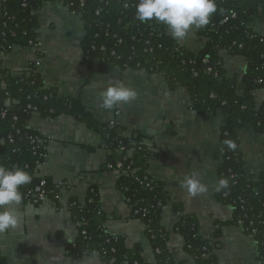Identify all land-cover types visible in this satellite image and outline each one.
Instances as JSON below:
<instances>
[{
    "label": "crops",
    "instance_id": "0c3cea01",
    "mask_svg": "<svg viewBox=\"0 0 264 264\" xmlns=\"http://www.w3.org/2000/svg\"><path fill=\"white\" fill-rule=\"evenodd\" d=\"M37 18L44 44L41 58L38 60L37 53L27 47L18 46L3 56V67L12 74H20L28 72L36 60L40 61L37 71L46 89H55L59 98L79 100L92 121L114 122L124 139L132 135L139 138L138 144L154 155L148 172L163 185L167 196L160 226L167 238L170 264H197L185 250L184 236L175 230L182 215L196 220L198 235L214 247L212 254L218 264H264L258 259L256 242L241 227L230 224L233 210L219 201V192L215 191L219 157L225 146L221 137L224 113L193 109L189 92L185 88L173 89L161 73L123 70L114 65L101 68L98 61L89 68L83 50L84 23L65 7L46 4L38 11ZM209 24L193 28L179 42L169 33L181 48L197 54L208 41L204 32ZM221 57L227 77L239 84L246 73V60L231 57L227 52H222ZM117 81L134 89L137 98L128 105L105 110L100 107V93ZM253 95L257 104L264 103V90ZM28 128L43 140L49 139L47 158L36 177L47 178L53 185L67 182L70 189L56 201L39 206L22 201L19 206H13L19 224L0 233L1 261L4 264H105L98 255L76 258L67 253L68 247L79 240L72 204L83 205L89 191L96 189L107 233L123 238L127 248L139 253L145 264H158L144 222L133 217L126 195L118 188L119 174L110 168V153L103 148L102 136L85 121L68 115H33ZM239 139L246 176L261 181L264 134L246 128L240 131ZM193 173L207 185L205 194L191 197L182 189L185 176ZM175 207L182 212H177Z\"/></svg>",
    "mask_w": 264,
    "mask_h": 264
},
{
    "label": "trees",
    "instance_id": "16d2710c",
    "mask_svg": "<svg viewBox=\"0 0 264 264\" xmlns=\"http://www.w3.org/2000/svg\"><path fill=\"white\" fill-rule=\"evenodd\" d=\"M52 1L0 0V52L8 53L18 46L28 47L29 42L36 39L33 33L38 28L36 13L46 2ZM74 1L79 2L65 0L66 3ZM24 2L27 7H23ZM215 2L217 12L204 32L208 41L197 54L176 44L167 26L137 20L138 0L129 2L128 7L120 0H84L83 5L73 10L81 14L84 23L83 50L89 68L97 61L101 68L109 65L135 71L157 68L173 89L185 88L189 92L193 109L224 113L226 119L221 137L223 141L235 142L236 149L230 150L225 145L220 154L218 178H227L229 188L220 191L218 199L233 210L230 224L241 227L243 233L256 242L258 259L264 262V179L257 182L246 176L239 150L240 131L251 128L264 134V103L257 104L253 95L264 90V27L261 36L250 29L254 23L264 25V0ZM4 13L10 18L6 27L3 26L7 20ZM225 18L227 22L220 25ZM102 48H106L105 51ZM222 52L246 60V73L239 84L227 77ZM34 67L32 65L31 73L12 74L0 62V113L7 111L6 118L0 114V164L9 169L22 168L31 174V183L20 187L22 201L28 203L42 181L36 177V172L47 156L48 140L38 144L37 151L31 145V138L42 139L28 128L34 109L42 117L68 115L81 119L102 136L103 148L110 153V168L119 174L118 188L131 205L136 209L149 207L147 217L137 218L154 231V239L149 234L147 237L158 264H170L167 238L160 226L167 196L163 185L148 172L154 155L138 144L139 138L132 135L124 139L116 125L92 121L79 100L59 98L55 89H46ZM208 69H212V74L206 72ZM15 116L18 122L13 120ZM119 163L124 165L123 171L118 169ZM44 180L47 189H52L53 183L47 178ZM72 209L75 221L80 224L79 240L68 247V255L81 258L95 252L105 264H145L139 253L127 248L123 238L112 236L104 229L96 189L89 191L83 205L74 202ZM175 210L182 212L179 207ZM180 218L175 230L184 236L185 250L197 264H218L212 254L214 247L199 237L196 220L186 215ZM156 249L161 250L160 255L155 254ZM0 264H4L1 259Z\"/></svg>",
    "mask_w": 264,
    "mask_h": 264
},
{
    "label": "clouds",
    "instance_id": "9594fccd",
    "mask_svg": "<svg viewBox=\"0 0 264 264\" xmlns=\"http://www.w3.org/2000/svg\"><path fill=\"white\" fill-rule=\"evenodd\" d=\"M217 12L215 0H138L135 16L141 23L148 21L164 23L171 36L183 41L193 28L206 26L213 14ZM100 107L105 110L119 108L136 100L137 92L117 81L109 84L101 93ZM224 144L230 150L236 149L232 140H225ZM32 176L22 168L9 169L0 164V233L15 229L19 224V217L13 206H19L23 195L20 187L31 183ZM181 187L191 197L205 194L207 185L201 183L196 174L186 175ZM229 188V180L220 178L215 183V191L220 192ZM92 255H96L95 252Z\"/></svg>",
    "mask_w": 264,
    "mask_h": 264
},
{
    "label": "built area",
    "instance_id": "2783aa9c",
    "mask_svg": "<svg viewBox=\"0 0 264 264\" xmlns=\"http://www.w3.org/2000/svg\"><path fill=\"white\" fill-rule=\"evenodd\" d=\"M131 1L132 0H120L121 3H125L126 7H128L127 5ZM51 3H55V4H58V5H61V6L65 7L70 12L71 15H73L74 17H79L81 19V14L77 13L73 9L76 8V6L83 5L84 4V0H79L78 3L75 2V1L66 3L65 0H54L52 2H46L45 5L46 4H51ZM23 7H27V3L26 2H24ZM37 14H38V12L36 13V15ZM97 15H100L99 11L97 12ZM235 17L236 16L233 15V18H235ZM1 18H2V16H1V11H0V21L2 20ZM4 18L7 19L6 21L3 22V26L6 27L7 26V21L10 20V18H9L7 13H4ZM227 20L228 19L225 18L220 25L225 24L227 22ZM157 23L165 25L162 22H157ZM257 25L262 26V29L261 30L258 29ZM263 27H264L263 24L254 23V24H252L250 26V29H251V31L253 33L261 36L263 34ZM168 32H169V29H168ZM33 33L36 35V39L34 41H30L27 48L30 49L33 52H36L37 55H38V60H39L41 58V51H42V47H43L44 44H43V40L41 39V37L39 35L40 32L38 31V29H36ZM105 49L106 48H102V51H105ZM6 54L7 53H5V52H0V62H2L1 60H2L3 56H5ZM112 55L115 56V52H112ZM38 60H36L32 64L33 66H35L34 68L36 70H37V68L40 65L39 64L40 61H38ZM207 63H208V61L205 60L204 64H207ZM145 70L149 71L150 73H158L157 68L145 69ZM28 72L31 73V69ZM206 72L209 73V74H212V69H208ZM257 83H260V81H258ZM214 97H215L214 95L211 96L212 99ZM0 114H1L2 118H6L7 117V111H3ZM34 115H39L37 109H34ZM13 120L18 122L19 118L15 116L13 118ZM109 123L111 125H115L114 122H109ZM44 141H45V139L43 140V139H39V138H37V139L31 138V145L34 146L33 150L37 151L38 149H40L38 147V144L42 145V142H44ZM46 158H47V156H45V159ZM118 169H120V171H123L124 170V165L122 163H119L118 164ZM69 189H70V186H69V184L67 182L57 183L56 185L53 186L52 189H47V182H46V180L42 179V181L40 182L38 187H36L35 191L32 192V195H31L30 200L28 201V203H30L32 205H35V206H39V205H41L43 203H46L48 201H51V200H55V201L59 200L61 193H63L64 191H68ZM127 202H128V204L130 205V207L132 209V214H133L134 218H137V217H140V216L145 218V217H147L150 214L149 207H143L142 206V207H139L138 209H136L133 205H131V201L129 199H127ZM137 219H140V218H137ZM79 227H80V224L78 223V229H79ZM145 230H146V234L151 235V237H152L151 239L155 238L154 231L147 224H145ZM85 235L86 234L84 233V236ZM154 252H155V254H158V255L161 254V250L160 249H156Z\"/></svg>",
    "mask_w": 264,
    "mask_h": 264
},
{
    "label": "water",
    "instance_id": "95a60500",
    "mask_svg": "<svg viewBox=\"0 0 264 264\" xmlns=\"http://www.w3.org/2000/svg\"><path fill=\"white\" fill-rule=\"evenodd\" d=\"M215 22H216V20H215ZM232 82L234 83V82H235V80H233Z\"/></svg>",
    "mask_w": 264,
    "mask_h": 264
}]
</instances>
